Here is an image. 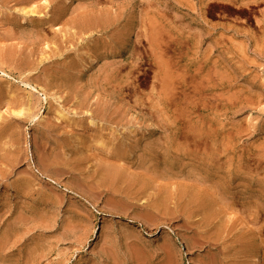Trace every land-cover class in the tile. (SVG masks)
Instances as JSON below:
<instances>
[{
  "label": "rangeland",
  "instance_id": "1",
  "mask_svg": "<svg viewBox=\"0 0 264 264\" xmlns=\"http://www.w3.org/2000/svg\"><path fill=\"white\" fill-rule=\"evenodd\" d=\"M256 250L264 0H0V264Z\"/></svg>",
  "mask_w": 264,
  "mask_h": 264
},
{
  "label": "bare ground",
  "instance_id": "2",
  "mask_svg": "<svg viewBox=\"0 0 264 264\" xmlns=\"http://www.w3.org/2000/svg\"><path fill=\"white\" fill-rule=\"evenodd\" d=\"M35 5V4H34ZM34 5H32V6H29V7H27V6H25V7H22V11L24 12V13H26V14H28V13H30V12H32V13H34V10L36 9V6H34ZM28 10H30V11H28ZM25 14V15H26ZM20 109V108H19ZM19 109H17V110H19ZM16 111V110H15ZM22 112V110H19L18 111V113L20 114ZM13 113H14V111H13ZM16 113V112H15ZM23 115V114H22ZM21 115V116H22ZM38 116V115H37ZM43 116H44V112H43ZM36 118V117H35ZM246 254L247 255H250V254H252V262L254 263V264H261V257H262V254H261V252H260V250H256V251H254V253H252L251 251H248V252H246Z\"/></svg>",
  "mask_w": 264,
  "mask_h": 264
}]
</instances>
